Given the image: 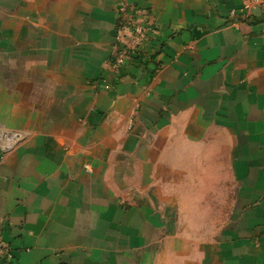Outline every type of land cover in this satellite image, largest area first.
<instances>
[{"label":"crops","instance_id":"0c3cea01","mask_svg":"<svg viewBox=\"0 0 264 264\" xmlns=\"http://www.w3.org/2000/svg\"><path fill=\"white\" fill-rule=\"evenodd\" d=\"M127 1L148 36L116 70L117 0H0V264H264V9Z\"/></svg>","mask_w":264,"mask_h":264},{"label":"built area","instance_id":"2783aa9c","mask_svg":"<svg viewBox=\"0 0 264 264\" xmlns=\"http://www.w3.org/2000/svg\"><path fill=\"white\" fill-rule=\"evenodd\" d=\"M239 15L250 19L257 9H264V0H240ZM119 14L115 34V53L111 59L112 66L120 70L135 57L144 56L143 50L147 41L149 11L132 6L127 0H117ZM13 254L0 234V261H11Z\"/></svg>","mask_w":264,"mask_h":264},{"label":"rangeland","instance_id":"374dc122","mask_svg":"<svg viewBox=\"0 0 264 264\" xmlns=\"http://www.w3.org/2000/svg\"><path fill=\"white\" fill-rule=\"evenodd\" d=\"M232 193V184L210 185V217L197 220L199 232L192 234L195 238L199 240H203L208 236L211 238L212 234H216L221 226L225 224L230 210V196ZM207 228H210V230Z\"/></svg>","mask_w":264,"mask_h":264}]
</instances>
